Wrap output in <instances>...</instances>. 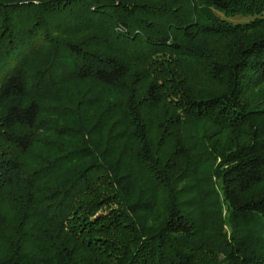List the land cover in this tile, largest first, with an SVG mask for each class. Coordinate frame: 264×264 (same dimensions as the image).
<instances>
[{"label":"trees","instance_id":"obj_1","mask_svg":"<svg viewBox=\"0 0 264 264\" xmlns=\"http://www.w3.org/2000/svg\"><path fill=\"white\" fill-rule=\"evenodd\" d=\"M204 253L264 264V0H0V264Z\"/></svg>","mask_w":264,"mask_h":264},{"label":"rangeland","instance_id":"obj_2","mask_svg":"<svg viewBox=\"0 0 264 264\" xmlns=\"http://www.w3.org/2000/svg\"><path fill=\"white\" fill-rule=\"evenodd\" d=\"M229 19L230 20H232V21H245V20H248L249 18H247V19H245V18H239V16H234V17H229ZM152 115V114H151ZM162 115H159L158 116V118L159 117H161ZM150 117V119H153L151 116H149ZM155 117H157V111L155 112ZM151 123L153 124L154 123V121H151ZM150 127V126H149ZM151 128H152V130L153 131H157L159 128H158V121L157 122H155V124H153L152 126H151ZM212 130H217V127L212 123V122H210V121H203V123L202 124H200L198 127H195V126H193L192 124H191V126H190V128L187 130V132H190V134H196V133H198L199 135H201L200 134V132L202 131V132H206V133H208V132H210L209 133V139H208V142L210 143V144H212V142H214L215 141V139H216V135L214 136V134H212ZM214 133V132H213ZM212 137V138H211ZM156 143V142H155ZM183 185H185V182H183L179 187H181V186H183ZM162 214V211L161 210H157L156 211V213H155V216H159V215H161ZM209 257H210V255L208 254V253H204V254H202V257L200 258V259H198V260H196V263L198 264L199 263V261H201V262H205V261H208L209 260Z\"/></svg>","mask_w":264,"mask_h":264}]
</instances>
